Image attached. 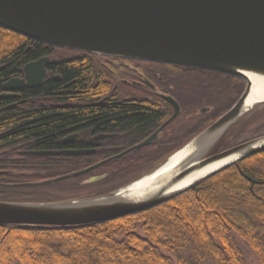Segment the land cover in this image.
Masks as SVG:
<instances>
[{"label": "trees", "instance_id": "trees-1", "mask_svg": "<svg viewBox=\"0 0 264 264\" xmlns=\"http://www.w3.org/2000/svg\"><path fill=\"white\" fill-rule=\"evenodd\" d=\"M28 41L0 28V66H5L0 86L21 76L23 67L43 53L33 48L24 53ZM53 69L62 76L60 83L49 80L24 88L15 102L0 98V109L15 103L0 112L1 202H25L32 196L30 189L48 195L47 187L24 184L81 169L88 162L59 164L18 152L52 149L63 135L81 129L127 132L124 140L132 143L162 119V113L147 103L99 104L110 88H93L92 74L78 62ZM176 82L194 102L218 98L221 88L196 77L178 76ZM66 84L70 85L63 88ZM126 184L112 181L105 191ZM77 187L79 194L66 199L105 192L90 189L86 192L91 194L83 196V185ZM235 237L258 264H264V152L136 215L70 227L0 225V264H246Z\"/></svg>", "mask_w": 264, "mask_h": 264}, {"label": "water", "instance_id": "water-1", "mask_svg": "<svg viewBox=\"0 0 264 264\" xmlns=\"http://www.w3.org/2000/svg\"><path fill=\"white\" fill-rule=\"evenodd\" d=\"M0 28L54 48L214 72L246 85L234 105L212 125L128 184L107 194L60 202L0 201V225L70 227L136 215L264 152L262 135L207 157L233 125L264 105V100L246 104L249 97L264 94V0H0ZM48 63V58H42L25 65L23 78L1 85V98L41 85ZM4 68L0 66V71ZM250 78L263 85L260 91L250 92ZM165 100L177 116L178 104ZM157 133L135 149L149 145ZM180 154L178 161L170 163ZM99 165L30 185L77 177Z\"/></svg>", "mask_w": 264, "mask_h": 264}, {"label": "flooded vegetation", "instance_id": "flooded-vegetation-1", "mask_svg": "<svg viewBox=\"0 0 264 264\" xmlns=\"http://www.w3.org/2000/svg\"><path fill=\"white\" fill-rule=\"evenodd\" d=\"M32 48L43 53L36 60L29 63L36 62L42 58L49 59V63L45 68V78L41 85L49 80L57 83L62 81V76L54 73V66L66 62H78L79 66L87 67L92 74L91 86L93 88L99 84L110 88L109 93L101 99L99 104H103L106 101L116 105L122 102L147 103L155 106L162 113V119L132 143H127L124 140L128 135L127 132L123 133L119 130L110 129L99 131L81 129L73 130L63 135L52 149L18 152L19 156L44 157L46 160L57 161L59 164H63L64 161H88L86 167L72 172H62V174L33 183L67 176L100 164L86 174L66 178L47 185L34 186L33 188L47 187L46 191L49 196L39 194V191L30 189L31 198L77 195L79 194L77 191L79 190L78 185H83L82 193H85L91 189L90 185L92 184H99L102 185L101 187H105L99 189L98 192H100L107 190L112 181L129 183L160 164L161 161H166L177 149H180L207 129L227 112L242 94V91L240 93L242 80L219 73L138 60L95 56L54 48L40 43L35 44V42L30 40L26 44L24 53H28ZM178 76L183 78L196 77L204 79L213 85H218L221 87L218 91V98L207 97L204 100L190 101L187 93L182 94L178 87L176 82ZM16 78H23V73ZM69 85H63V88H67ZM21 91L5 100L17 101L20 98ZM1 94L2 91L0 98ZM166 98H171L178 104L179 113L177 116L173 117L174 108L165 100ZM14 105L15 103H12L9 107ZM178 124H180V127H177ZM194 124L200 125L198 128L200 131L193 132L194 126H196ZM156 132H158L156 137L149 145L135 149L137 145ZM229 132L230 130L217 142L207 157L228 150L243 141H249L264 135V130L250 132L251 134L233 132L228 135ZM48 153L55 154L51 155ZM29 184L32 183L24 185L29 186ZM54 191L57 193L63 191V193L55 194ZM104 193L107 192L105 191ZM104 193L102 192L101 194Z\"/></svg>", "mask_w": 264, "mask_h": 264}, {"label": "rangeland", "instance_id": "rangeland-1", "mask_svg": "<svg viewBox=\"0 0 264 264\" xmlns=\"http://www.w3.org/2000/svg\"><path fill=\"white\" fill-rule=\"evenodd\" d=\"M53 59H55V58H53ZM245 87H246L245 82L242 81L241 82L240 93H241V91L243 92ZM194 125H196V126H194V131L193 132L200 131L198 129L200 127V125L199 124H194ZM177 127H180V124H178ZM201 128H202V126H201ZM262 130H264V105L254 109L250 113H247L246 115H244L239 122H237L235 125H233L231 127L230 132H229L228 135H231L233 132L241 134L243 132H247V133L251 132L252 133V132H255V131L258 132V131H262ZM89 184H91V183H89ZM101 186L102 185H99V184H97V185L96 184H92V185H90V188L92 190H94V191L95 190H99L101 188H105V187H101ZM48 189H50V188H48ZM88 193H90V192H86L85 194H83V196H87L86 194H88ZM66 198L67 197L65 195L50 196V197H35V198H31L30 197L28 199H25V200H27L25 202L50 203V202L65 201V200H67ZM235 241H236V244H237V246L239 247V249H240V251L242 253V256H243V259H244L245 263L246 264H258L256 259L253 256V254L251 253V251L245 245V243L243 241H241L240 239H238L237 237H235Z\"/></svg>", "mask_w": 264, "mask_h": 264}, {"label": "bare ground", "instance_id": "bare-ground-1", "mask_svg": "<svg viewBox=\"0 0 264 264\" xmlns=\"http://www.w3.org/2000/svg\"><path fill=\"white\" fill-rule=\"evenodd\" d=\"M250 80H251V90H250V92L253 94L254 92L260 91L263 85L260 82L256 81V79L250 78ZM262 100H264V94H258L254 98L249 97L247 99V101H246V104L247 105H251V104H254V103H256L258 101H262ZM181 155L182 154L172 158L170 160L171 161L170 163L178 161L180 159Z\"/></svg>", "mask_w": 264, "mask_h": 264}]
</instances>
